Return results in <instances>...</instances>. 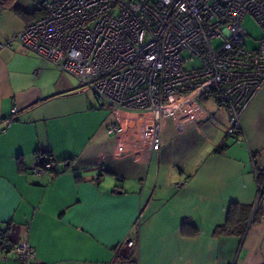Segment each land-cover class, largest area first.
Listing matches in <instances>:
<instances>
[{"label": "crops", "instance_id": "1", "mask_svg": "<svg viewBox=\"0 0 264 264\" xmlns=\"http://www.w3.org/2000/svg\"><path fill=\"white\" fill-rule=\"evenodd\" d=\"M41 2L0 0V228L34 248L26 264H122L127 236L135 264H264V85L226 138L227 112L210 97L158 120L101 107L10 39ZM110 123L121 131L107 132ZM43 153L58 172L33 170ZM233 204L249 207L244 231L216 232ZM0 264L23 263L0 249Z\"/></svg>", "mask_w": 264, "mask_h": 264}, {"label": "built area", "instance_id": "2", "mask_svg": "<svg viewBox=\"0 0 264 264\" xmlns=\"http://www.w3.org/2000/svg\"><path fill=\"white\" fill-rule=\"evenodd\" d=\"M40 9L10 39L74 76L101 107L148 109L158 120L189 99L210 97L226 110L225 137H233L264 85V37L247 45L242 24L249 13L264 28V0H42ZM17 113L14 106L6 121ZM119 131L116 123L107 127ZM157 131L155 124L153 149ZM33 170L58 172V164L37 162ZM134 248L130 236L119 243L122 264H135ZM0 249L23 264L35 255L27 241L12 244L5 228Z\"/></svg>", "mask_w": 264, "mask_h": 264}, {"label": "trees", "instance_id": "3", "mask_svg": "<svg viewBox=\"0 0 264 264\" xmlns=\"http://www.w3.org/2000/svg\"><path fill=\"white\" fill-rule=\"evenodd\" d=\"M7 0H1V3H5ZM226 138V137H225ZM46 161H56L50 153H43L38 155V164L42 165ZM260 177L259 174H257ZM264 181V179H261ZM260 185H264V182H259ZM249 212L248 206H241L233 204L229 207L227 213V220L223 226L218 227L215 231L225 234H241L245 229V217L243 212Z\"/></svg>", "mask_w": 264, "mask_h": 264}, {"label": "rangeland", "instance_id": "4", "mask_svg": "<svg viewBox=\"0 0 264 264\" xmlns=\"http://www.w3.org/2000/svg\"><path fill=\"white\" fill-rule=\"evenodd\" d=\"M242 24L245 27L248 36L246 39V43L249 46H253L257 44V40L264 37V28L260 27L255 18L249 14L245 13L243 15ZM189 64H186L185 67H188Z\"/></svg>", "mask_w": 264, "mask_h": 264}]
</instances>
